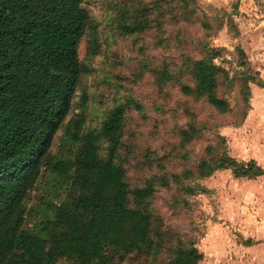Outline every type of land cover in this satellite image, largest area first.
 I'll return each mask as SVG.
<instances>
[{
  "label": "rangeland",
  "instance_id": "374dc122",
  "mask_svg": "<svg viewBox=\"0 0 264 264\" xmlns=\"http://www.w3.org/2000/svg\"><path fill=\"white\" fill-rule=\"evenodd\" d=\"M84 7L89 21L79 54L88 72L47 161L75 151L66 138L69 123L83 118L82 134L95 131L111 109L125 106L119 160L131 188L153 183L148 208L164 248L123 264H164L173 247L190 242L201 264H264V176L236 177L229 169L197 174L199 161L224 152L264 168V0H190L187 7L175 0H86ZM144 8L152 28L123 34V17ZM209 49L220 50L215 63L226 71L218 96L228 101L227 114L184 93L195 87L193 63ZM249 78L262 86L249 82L248 92ZM191 126L197 133L186 142ZM68 187L44 170L26 200L25 227L41 231Z\"/></svg>",
  "mask_w": 264,
  "mask_h": 264
},
{
  "label": "trees",
  "instance_id": "16d2710c",
  "mask_svg": "<svg viewBox=\"0 0 264 264\" xmlns=\"http://www.w3.org/2000/svg\"><path fill=\"white\" fill-rule=\"evenodd\" d=\"M85 1L0 0V264H56L61 259L123 264L155 257L164 248L148 208L153 183L131 188L119 160L125 106L111 109L95 131L82 134L83 118L69 123L66 138L75 151L47 161L75 104L80 78L88 72L79 54L89 21ZM189 1L175 0L183 7ZM138 13L123 17V34L152 28L151 10ZM219 54V49H209L193 63L195 87H184V93L205 97L217 113L227 114L230 105L218 96L219 77L226 72L215 63ZM249 82L256 83L246 81L248 92ZM195 133L191 126L184 141H192ZM221 169L236 177L264 176L255 161L239 162L224 152L199 161L198 178ZM44 170L69 187L43 229L35 232L25 227L26 200ZM201 261L202 254L190 242L173 247L164 264Z\"/></svg>",
  "mask_w": 264,
  "mask_h": 264
}]
</instances>
